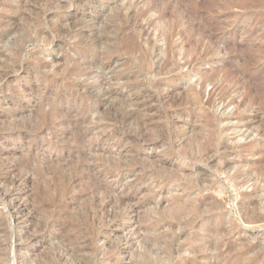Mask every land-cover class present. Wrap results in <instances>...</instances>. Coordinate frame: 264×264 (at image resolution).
Segmentation results:
<instances>
[{"label": "rangeland", "instance_id": "374dc122", "mask_svg": "<svg viewBox=\"0 0 264 264\" xmlns=\"http://www.w3.org/2000/svg\"><path fill=\"white\" fill-rule=\"evenodd\" d=\"M263 6L0 0V263L264 264Z\"/></svg>", "mask_w": 264, "mask_h": 264}, {"label": "bare ground", "instance_id": "6f19581e", "mask_svg": "<svg viewBox=\"0 0 264 264\" xmlns=\"http://www.w3.org/2000/svg\"><path fill=\"white\" fill-rule=\"evenodd\" d=\"M241 1V0H240ZM209 3V2H208ZM257 3V2H256ZM261 3H259V5H260ZM246 4H244L243 6H245ZM251 5V4H250ZM256 5V4H255ZM259 5H258V7H259ZM249 5H247V6H245V7H248ZM213 7V6H212ZM251 7V6H250ZM252 7H254V6H252ZM251 7V8H252ZM264 7V6H263ZM262 7V8H263ZM115 8V7H114ZM260 8H261V6H260ZM205 21V20H204ZM113 24V23H112ZM121 26V25H120ZM110 27V26H109ZM118 27H119V25H118ZM108 28V27H107ZM121 28V27H120ZM122 28H124V27H122ZM121 28V29H122ZM125 29V28H124ZM115 31V30H114ZM120 31V30H119ZM131 34V33H130ZM131 36H132V34H131ZM172 36V35H171ZM125 38V37H124ZM129 38V37H128ZM79 41V40H78ZM170 41V40H169ZM123 44V43H122ZM127 48L131 51H133L135 48H137L138 47V43H137V41L135 40V38L132 36V37H130L129 39H128V41H127ZM128 49H126V50H128ZM142 51V50H141ZM138 52V51H137ZM143 52V51H142ZM127 53V52H126ZM125 53V54H126ZM129 54V53H128ZM147 53H145V55H146ZM147 56V55H146ZM139 58V57H138ZM145 59V58H144ZM145 61V60H144ZM170 61V60H169ZM146 62V61H145ZM170 65V64H169ZM137 67V66H136ZM138 68V67H137ZM171 68V67H170ZM160 72V71H159ZM230 75V74H229ZM135 79V78H134ZM213 80V79H212ZM135 85V84H134ZM225 92V91H224ZM224 94V93H223ZM177 97H179V96H177ZM179 99H181V97H179ZM179 99H178V101H179ZM173 100V99H172ZM176 100V99H175ZM192 100V99H191ZM171 103V102H170ZM190 103V102H189ZM239 104V103H238ZM192 105H193V102H192ZM208 115V114H207ZM130 117H135V113H133L132 115H130ZM138 117V116H137ZM136 118V117H135ZM140 118V117H139ZM139 118H137L136 119V121H138L137 123L139 124V128L141 129L142 128V122L143 121H141ZM129 120V119H128ZM43 121V120H42ZM131 121V120H130ZM41 123V122H40ZM144 123H145V120H144ZM217 125V124H216ZM205 126V125H204ZM82 134V133H81ZM203 134V133H202ZM202 134H201V136H202ZM206 135V134H205ZM198 136V135H197ZM215 136V135H214ZM209 137V136H208ZM72 139V138H71ZM201 143V142H200ZM188 147V146H187ZM76 153V152H75ZM76 159V158H75ZM163 165V164H162ZM158 167V166H157ZM167 167V166H166ZM5 171V170H4ZM68 176V175H67ZM15 178V177H14ZM13 178V179H14ZM18 178V177H17ZM61 178H63V177H61ZM17 180V179H16ZM56 190V189H55ZM63 192H64V188H61V189H59L58 190V195H57V197H59V198H61L62 196H63ZM122 200V199H121ZM58 202V201H57ZM261 204V203H260ZM255 207V206H254ZM249 212V211H248ZM252 214V213H251ZM249 216V215H248ZM189 221H191V220H189ZM214 241V240H213ZM206 244V243H205ZM85 247V246H84ZM197 252V251H196ZM1 264V263H0Z\"/></svg>", "mask_w": 264, "mask_h": 264}]
</instances>
